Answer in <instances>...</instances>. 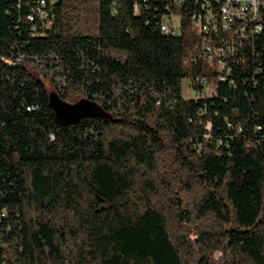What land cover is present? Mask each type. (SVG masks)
Listing matches in <instances>:
<instances>
[{
  "label": "trees",
  "instance_id": "16d2710c",
  "mask_svg": "<svg viewBox=\"0 0 264 264\" xmlns=\"http://www.w3.org/2000/svg\"><path fill=\"white\" fill-rule=\"evenodd\" d=\"M222 3L0 0V264H264V28Z\"/></svg>",
  "mask_w": 264,
  "mask_h": 264
},
{
  "label": "built area",
  "instance_id": "2783aa9c",
  "mask_svg": "<svg viewBox=\"0 0 264 264\" xmlns=\"http://www.w3.org/2000/svg\"><path fill=\"white\" fill-rule=\"evenodd\" d=\"M177 2H182L183 0H175ZM41 5L45 6V1H41ZM40 16H44V10L39 11ZM212 15H210V22ZM32 19V18H31ZM221 20L222 29L225 31H230L231 27L237 23H241L240 27L235 29V34L242 35L246 31L262 30L264 28V0H223L221 5ZM197 27L201 32H208V23H203L201 21H196ZM162 30L165 32L171 31L168 26V21L162 26ZM242 33V34H241ZM204 47L207 53H210V64L213 63V57L220 59L226 56V52L230 51L225 48L224 45H215L212 41V37L205 39ZM221 63V62H219ZM220 80H225V77L221 76ZM197 84L202 83L207 84L205 79L197 78ZM190 90V87H188ZM198 92L191 90V95L194 96Z\"/></svg>",
  "mask_w": 264,
  "mask_h": 264
},
{
  "label": "water",
  "instance_id": "95a60500",
  "mask_svg": "<svg viewBox=\"0 0 264 264\" xmlns=\"http://www.w3.org/2000/svg\"><path fill=\"white\" fill-rule=\"evenodd\" d=\"M49 105L57 120L64 125H73L83 118L106 116L104 109L97 102L86 98L71 104L58 94L52 93L49 97Z\"/></svg>",
  "mask_w": 264,
  "mask_h": 264
},
{
  "label": "rangeland",
  "instance_id": "374dc122",
  "mask_svg": "<svg viewBox=\"0 0 264 264\" xmlns=\"http://www.w3.org/2000/svg\"><path fill=\"white\" fill-rule=\"evenodd\" d=\"M49 89H51V91H52V87H50ZM185 89H187V93H186V95L187 96H191V90H189L188 89V84L186 83V85H185ZM83 97H79L78 99H77V101L76 102H78L79 100H81ZM75 102V103H76Z\"/></svg>",
  "mask_w": 264,
  "mask_h": 264
}]
</instances>
